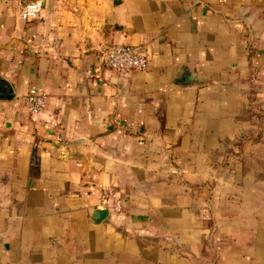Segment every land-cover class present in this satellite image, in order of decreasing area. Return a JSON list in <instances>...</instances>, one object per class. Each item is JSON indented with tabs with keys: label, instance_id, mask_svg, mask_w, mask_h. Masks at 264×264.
<instances>
[{
	"label": "crops",
	"instance_id": "0c3cea01",
	"mask_svg": "<svg viewBox=\"0 0 264 264\" xmlns=\"http://www.w3.org/2000/svg\"><path fill=\"white\" fill-rule=\"evenodd\" d=\"M40 3L0 0V264H264V0Z\"/></svg>",
	"mask_w": 264,
	"mask_h": 264
},
{
	"label": "built area",
	"instance_id": "2783aa9c",
	"mask_svg": "<svg viewBox=\"0 0 264 264\" xmlns=\"http://www.w3.org/2000/svg\"><path fill=\"white\" fill-rule=\"evenodd\" d=\"M40 8V0L29 1L21 7L19 18L23 21L31 20L38 15ZM44 46L57 57L62 54L63 44L56 36L47 39ZM99 61L102 67L120 72L143 71L147 65L146 48L143 43H115L103 49ZM44 97L45 93L39 89L30 88L27 91L23 100L29 114L34 115L41 111ZM31 161H36L34 153H32ZM99 192V205L106 208L112 215L118 216L122 210L121 199L110 189L101 188Z\"/></svg>",
	"mask_w": 264,
	"mask_h": 264
},
{
	"label": "water",
	"instance_id": "95a60500",
	"mask_svg": "<svg viewBox=\"0 0 264 264\" xmlns=\"http://www.w3.org/2000/svg\"><path fill=\"white\" fill-rule=\"evenodd\" d=\"M189 76H183V80H189ZM14 95L12 87L8 84V82L0 76V98L1 99H10ZM103 211L101 209H93L91 212V218L93 221L97 222L101 218V214Z\"/></svg>",
	"mask_w": 264,
	"mask_h": 264
},
{
	"label": "rangeland",
	"instance_id": "374dc122",
	"mask_svg": "<svg viewBox=\"0 0 264 264\" xmlns=\"http://www.w3.org/2000/svg\"><path fill=\"white\" fill-rule=\"evenodd\" d=\"M29 1H32V0H24V3H27V2H29Z\"/></svg>",
	"mask_w": 264,
	"mask_h": 264
}]
</instances>
